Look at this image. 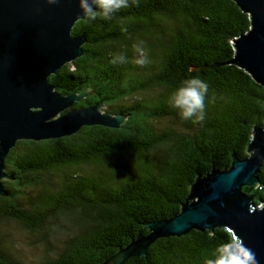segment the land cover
I'll use <instances>...</instances> for the list:
<instances>
[{
  "label": "trees",
  "instance_id": "obj_1",
  "mask_svg": "<svg viewBox=\"0 0 264 264\" xmlns=\"http://www.w3.org/2000/svg\"><path fill=\"white\" fill-rule=\"evenodd\" d=\"M250 26L234 0H139L111 20L79 19L73 33L86 35L84 53L50 81L63 93L92 90L73 106L101 102L126 119L119 127L84 125L71 135L16 143L6 158L8 194L0 195V264H28L19 240L31 244L32 233L49 241L60 216L71 217L73 228L39 264H101L148 233L147 222L180 212L199 175L229 166L233 151L248 156L255 125H264V85L230 60L235 38ZM136 38L147 41L152 64L108 62L109 51L124 47L131 58ZM197 75L210 87L205 120L193 124L168 97ZM44 175L58 176V187ZM259 177L258 186L243 187L256 203L264 200V165ZM230 238L226 227L193 228L159 237L145 257L122 264H204Z\"/></svg>",
  "mask_w": 264,
  "mask_h": 264
},
{
  "label": "water",
  "instance_id": "obj_2",
  "mask_svg": "<svg viewBox=\"0 0 264 264\" xmlns=\"http://www.w3.org/2000/svg\"><path fill=\"white\" fill-rule=\"evenodd\" d=\"M249 13L250 28L235 38L236 63L264 85V0H234ZM86 15L80 0H0V195H7L4 179L10 150L21 139H48L71 135L84 125L119 127L124 113L101 110V102L73 106L91 89L63 93L50 75L81 56L86 35L73 27ZM248 156L235 151L229 166L199 175L181 210L172 217L145 224L127 245L101 264H122L129 257H145L161 236L182 235L193 228L213 232L226 227L264 264V200L256 203L245 185L258 186L264 165V125H255Z\"/></svg>",
  "mask_w": 264,
  "mask_h": 264
},
{
  "label": "clouds",
  "instance_id": "obj_3",
  "mask_svg": "<svg viewBox=\"0 0 264 264\" xmlns=\"http://www.w3.org/2000/svg\"><path fill=\"white\" fill-rule=\"evenodd\" d=\"M48 2L54 4L57 0ZM138 3L139 0H80V7L90 20H95L98 16L111 20L122 10ZM120 30L128 33L127 26L122 25ZM131 51L133 53L131 58L126 47L109 51L108 62L114 66L129 62L139 66L153 63L151 49L144 39H133ZM209 87V83L198 75L184 78L172 90L168 104L183 120L191 121L193 124L201 123L206 117ZM204 264H257V261L252 250L246 249L237 239L230 238L217 244L211 255L204 258Z\"/></svg>",
  "mask_w": 264,
  "mask_h": 264
},
{
  "label": "rangeland",
  "instance_id": "obj_4",
  "mask_svg": "<svg viewBox=\"0 0 264 264\" xmlns=\"http://www.w3.org/2000/svg\"><path fill=\"white\" fill-rule=\"evenodd\" d=\"M105 106H101V110H105ZM50 179L46 175H44V180ZM51 185L58 187L59 177L53 176L52 179L49 180ZM40 187V183L37 186H31V195H35ZM58 220L60 224L57 226H52L51 229L47 231L46 237H48L49 241L44 240V237L33 236L31 233V244H25V241L19 240V244H21L22 252L25 257V261L29 263L39 264L42 260H44L47 254L52 253L57 247L61 244V241L66 237V232L70 231L73 228L71 223V217H62ZM47 241V242H46Z\"/></svg>",
  "mask_w": 264,
  "mask_h": 264
}]
</instances>
